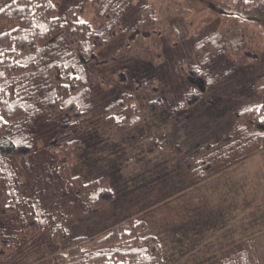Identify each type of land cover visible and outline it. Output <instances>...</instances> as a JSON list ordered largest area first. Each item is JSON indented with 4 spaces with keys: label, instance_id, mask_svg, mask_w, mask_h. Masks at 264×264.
<instances>
[{
    "label": "trees",
    "instance_id": "obj_1",
    "mask_svg": "<svg viewBox=\"0 0 264 264\" xmlns=\"http://www.w3.org/2000/svg\"><path fill=\"white\" fill-rule=\"evenodd\" d=\"M219 1L228 8L220 11L231 22L206 30L195 41L196 61L176 68L184 93L174 102L156 96L140 108L134 90L148 89L146 83L139 87L131 81L129 90L111 89L103 74L116 62L108 50L119 38L153 35L158 20L150 0H0V264L27 249L35 233L64 243L70 238V221L117 200L107 172L90 180L74 174L86 129L97 125L116 139L163 111L186 112L247 60L237 52L246 38L240 22L264 24V0ZM89 8L92 19L82 18L80 13ZM122 72L116 71L123 77ZM110 89L117 94L100 107L97 91ZM257 90L258 101L241 106L231 129L217 139L190 153L176 143L180 167L171 174L195 184L264 151V85ZM161 144L155 135L143 141L148 167L159 169L167 162L169 154L159 157L165 163L153 157L163 150ZM68 240L49 264H165L160 237L146 219L135 215L100 234ZM242 259L258 264L250 242L219 264Z\"/></svg>",
    "mask_w": 264,
    "mask_h": 264
},
{
    "label": "rangeland",
    "instance_id": "obj_2",
    "mask_svg": "<svg viewBox=\"0 0 264 264\" xmlns=\"http://www.w3.org/2000/svg\"><path fill=\"white\" fill-rule=\"evenodd\" d=\"M150 1L155 11L154 16L158 20L154 25L153 35L144 38L123 35L119 38L108 50L109 54L111 52L116 57V62L106 66L103 74L105 82L111 84V89L119 87L129 90L131 81H135V86L139 87L146 83L145 87H149L148 89L142 87L134 90V103L140 108L145 107L156 96H161L169 102L177 100L184 93L185 86L178 79L176 68L180 64L196 61V39L203 36L211 26L214 28L217 24L223 26L231 22L222 15L220 9L228 8L219 0ZM91 9L93 8L81 12V17L92 19L94 11ZM253 13L244 15L263 21L261 16ZM240 23L246 28V38L244 46L237 52L247 60L239 64L229 76L209 87L200 101L186 112L176 114L163 111L154 120L133 128L116 139L109 138L100 126L94 125L86 129L82 136L84 149L80 161L73 169L74 174L80 175L84 180H90L101 172H107L110 174L113 188L116 189L117 200L110 207L70 221L67 224L70 238L80 234H100L114 222L135 215L146 219L154 231L159 233L165 251V264H219L228 256L244 250L247 242L251 243L257 263L264 264V151L239 165L244 169L247 167L243 180L245 185L249 183V186L240 192L245 195L244 198L238 199L242 205L236 206V212H241L237 214L238 217H243L242 222L236 221V218L235 221L226 222V228L221 227L212 233L198 231V235L206 233L208 238L201 235L194 241L189 238L171 239L170 232L154 226L156 216L165 213L168 215L176 206L175 202L152 208L147 215H138L147 207L151 208L157 194L163 195L166 188L170 193L172 188L163 185L187 183L181 176H176V173L171 174L180 167V157L178 158L173 149L176 143L180 144L181 151L190 153L195 147L213 141L229 131L234 122V113L241 106L258 101L260 94L257 89L264 85V24L249 21L243 23L242 20ZM149 46H153L155 50L149 51ZM119 68H123V77L116 73ZM111 73L115 75L110 76ZM124 74L130 77L129 81L124 79ZM155 87H158V92L151 91ZM111 89L107 92L97 91L100 107L102 102L117 94V91L111 94ZM153 135L162 142L163 150H156L154 155L150 156L153 155L156 160L169 154L166 163L159 159L160 163H165L159 169L153 167V163L152 167H148L149 162L144 163L149 158L146 156L143 141ZM41 153L40 156H44ZM43 160L45 157L41 162ZM151 161H154L153 158ZM256 167L260 168L255 169ZM235 178L239 185L241 176L237 175ZM204 192L205 189H200L198 195L204 197ZM206 201L207 198L203 199L202 205L209 208L210 205ZM161 219L163 216L159 218ZM212 224H218L217 227H220L224 223ZM31 237L32 243L26 244L29 246L27 249L20 250L14 257H7L1 264H49L51 257L67 248L70 239L61 243L60 240L52 242L38 233L32 234ZM230 264H246V259Z\"/></svg>",
    "mask_w": 264,
    "mask_h": 264
},
{
    "label": "crops",
    "instance_id": "obj_3",
    "mask_svg": "<svg viewBox=\"0 0 264 264\" xmlns=\"http://www.w3.org/2000/svg\"><path fill=\"white\" fill-rule=\"evenodd\" d=\"M253 158L254 157L248 158L244 160V162H238L221 172L211 175L199 183L194 184L188 178H183L187 183L182 185H176L177 182H175V185L165 184L163 186H170L172 188L170 193L168 188L163 191L164 196H162L165 199L160 201L161 198H156L151 204V208L147 207L146 210L139 212L138 215H147L152 208H156L159 205L162 206L167 202H175L176 206L168 212V215L165 213L156 216L157 221L154 223V226L155 228L159 227L164 231L166 230L167 232H170L171 235L169 236L171 239L189 238L194 239V241H196V238L201 235H204L205 237L208 235H206V233L198 235V231L212 233L214 230L217 231L220 230L221 227H224L226 222L235 221L236 218V221L242 222L243 217H238L237 214L241 212H236V206L238 204L242 205L239 203L238 199L244 198L245 195L244 192L242 195L240 192L244 188L246 189L249 186V183H246L245 185L243 180V176L246 174L245 169H247V167L244 169V167H239V165L246 163ZM258 168L260 167H256L255 169ZM237 175L241 176L239 185L237 184V181H235ZM200 189H205L204 195L206 196L203 197L202 195H198ZM188 194H191V196H188ZM206 198L208 199L206 202L210 205L209 208H205L202 205L203 199ZM186 199H190V201H187ZM161 216H163V219L159 220ZM215 218L224 224L220 227H217L218 224H214L213 226L212 223H220ZM240 219L241 221H239ZM150 220L152 221V219ZM196 244L198 243L196 242Z\"/></svg>",
    "mask_w": 264,
    "mask_h": 264
}]
</instances>
